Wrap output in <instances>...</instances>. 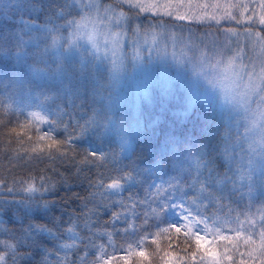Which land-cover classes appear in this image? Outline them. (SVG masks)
<instances>
[{
    "label": "snow or ice",
    "instance_id": "1",
    "mask_svg": "<svg viewBox=\"0 0 264 264\" xmlns=\"http://www.w3.org/2000/svg\"><path fill=\"white\" fill-rule=\"evenodd\" d=\"M161 7L169 6L160 5L154 0H87L86 3L83 0H73L72 3L64 0V3L52 9V17L55 20L64 19L65 24L57 25L50 19L45 28L48 32L57 34L53 36L52 47L60 43L59 34L64 30L68 31L69 49H80L81 41L90 45L94 59L107 61L108 71L113 78L119 77L130 63L143 61L145 55L151 58L154 51L159 53L158 46L162 37L165 40L171 39L172 59L181 64L191 63L198 69L196 75L202 77L221 98L229 115L225 135L219 137L215 146L211 143L193 144L183 151L174 149L171 154L167 150L159 153V165L163 174L157 177L159 183L157 179H151V176L145 178L150 179L151 183L142 200L131 196L127 202L121 199L128 190V185L136 182L132 172L124 170L123 175L110 178V183L100 174L89 185L92 198L83 205V220L80 217H70L69 223L64 227L66 240H62L46 226L28 223L25 227L23 220H19V238L9 229L3 230L12 240L0 241V264H49L48 257H54L56 264H110V259L115 257L104 259L107 254L104 245L96 246L99 255L94 260L88 259L87 251V244H93L94 238L101 239L104 236H107L108 244L115 250L112 233L94 227L95 218L102 211L109 210L108 200L112 201L113 208L119 205V210L111 211L110 215L114 229L119 222L125 233L130 230L135 233V221L139 216L143 217L142 226L156 228L155 232H151L145 227L140 239L135 241V247L129 243L124 249L129 254L147 260L144 241L151 239L152 243H156V239L162 234L172 230L181 233L183 229L185 239L182 243L193 247L191 259H195L196 254L203 249L201 260L210 257L209 264H223L222 258H217L218 255L223 257V254H218L215 245L224 240L232 243V248L240 256L259 253L260 264H264V205L255 212L252 211L253 191H259L264 198V34H252L250 29H245L250 37L244 42L226 37L222 43H208L207 33L204 38L193 39L191 35L185 38L183 34L177 36L175 32L164 29L163 21L149 23L147 26L143 22H137L141 13L158 14L157 10ZM42 9L43 5L38 0H8L7 3L0 0V16H9L7 23L11 25L6 35L0 31V49L9 56L14 53L19 64L27 63L31 52L29 44L36 38L35 34L41 31V26L34 22L32 14ZM164 15L174 14L166 11ZM69 16L72 18L68 19ZM185 18L175 15V19ZM211 19L217 18L213 16ZM48 24L52 27L47 28ZM224 30L235 34L232 28ZM25 36L29 39L25 40ZM128 43L132 47L131 54L127 51ZM178 43L184 45L179 54L176 51ZM167 47L165 43V55L168 54ZM48 51L45 48L40 52L36 56V63H45ZM27 67L30 71H39L33 65ZM59 70L63 71L62 66ZM50 99L57 105L58 114L54 118L29 113L28 117L20 120L10 108L0 111V126L8 129V143L18 146L12 149L16 156L21 160L49 163L58 161L61 164L69 161L75 163L78 160L77 171L107 165L109 158L103 154L89 150L81 153L77 150V142L88 134L99 135L109 130L113 122L108 119L107 113L92 109L91 115L84 118L83 124H73L71 114L59 108V97L53 96ZM10 115L15 118V122L9 120L5 123L4 117ZM64 116L70 117L68 122H65ZM42 124H47L48 127L42 129ZM24 145L27 147H23ZM169 165L174 167V172ZM52 171L53 175L44 174L38 179L23 182L25 186L22 190L27 195L22 201L13 203L22 206L25 215L32 211L47 212L50 205L44 194L55 189L57 180L67 182L61 173L55 169ZM164 176L170 178L164 179ZM238 184L241 188L248 189L249 201L245 205L247 211L243 214V219L239 213L234 214L235 210L231 206L237 203L233 197L239 191ZM2 190L13 192L15 189L0 181V191ZM97 195L100 196L99 201L95 200ZM89 203L93 205L92 208L88 207ZM201 208L216 209L230 218L202 214ZM6 210L5 204L0 203V213ZM233 222L236 225L234 228L225 227ZM162 224H167V227H161ZM82 232L85 234L82 235ZM226 232L232 235H226ZM44 236L58 242L53 246L54 252L41 246V238ZM254 236L257 239H253ZM240 240L244 245L252 246L251 250L247 253L239 252ZM81 251L84 252L83 256H80ZM37 255L41 256L39 261L36 259ZM73 256L78 259H73ZM165 256L168 257L165 264H173L171 253H165ZM148 264H151L150 260ZM240 264H244L243 260Z\"/></svg>",
    "mask_w": 264,
    "mask_h": 264
},
{
    "label": "trees",
    "instance_id": "2",
    "mask_svg": "<svg viewBox=\"0 0 264 264\" xmlns=\"http://www.w3.org/2000/svg\"><path fill=\"white\" fill-rule=\"evenodd\" d=\"M38 2L43 5V9L34 12L32 16L34 22L41 26V31L35 34L36 38L29 44L31 52L27 57V63H17L14 53L9 56L3 49H0V111L10 108L20 120L28 117L29 113L54 118L58 113L57 105L53 104L50 99L53 96L59 97V108L71 114L73 124L77 122L83 124L84 118L91 115L92 109L103 110L107 113L108 119L113 122L109 130L99 135L88 134L77 142V150L81 153L84 150L95 151L108 157L109 162L102 168L94 167L91 170L77 171L78 160L75 163L69 161L65 164L58 161L49 163L21 160L12 151L18 146L8 143L9 138L6 135L8 129L0 126V181L15 189L13 192L0 191V203L7 207L6 211L0 213V241L12 240L11 236L5 234L4 229L16 233V238H19L21 224L18 221L21 219L25 227L28 223L46 226L62 240H66L64 227L69 223L70 217H80L81 221L83 220V205L92 198L89 185L100 174H103L105 181L110 183V178L123 175L124 170L132 172L136 182L128 185V190L124 192L121 199L127 202L128 197L131 196L133 199L142 200L148 191V184L151 183L150 179L145 180V178L151 176V179H157L163 174L159 165V153L167 150L171 154L174 149L183 151L193 144L211 143L215 146L219 137L225 135V129L229 123V115L225 109L204 103L193 106V101H188V91L179 87L180 81L175 82L174 88L168 91L156 87L149 91L148 96L136 99V96L129 93L130 82L124 86L122 83L120 86V82L112 77L108 71L107 61L101 62L94 59L93 54L88 50L75 55L70 54L67 30L59 34L60 43L52 47L53 36L57 34L48 32L45 24L50 19H53L57 25L65 24L64 19L55 20L52 17V9L64 3V0H38ZM68 2L71 3L70 0ZM195 2H197L196 7L201 4L209 6L225 2L228 5L227 12L233 13L236 19H232L235 20L233 23L222 24L221 27L239 30L246 28L264 34V16L261 17L264 15V5L255 7L250 5L251 7L244 9V3L241 4L239 0H195ZM252 14H255L251 20L254 21L253 23H246L242 27L236 22L246 20L242 15L249 17ZM140 16L137 22H143L145 26L156 21H163V26L166 25L169 29H186L185 23L172 17H156L145 13H141ZM71 18V16L68 17V19ZM8 19H10L9 16H0V31H3L5 35L11 28V25L7 23ZM188 25L194 26L195 24ZM51 27V24L47 25V28ZM196 28H200L203 32L214 29L208 24H200ZM180 34L187 38L183 32H176L177 36ZM24 39L28 40L29 37L25 36ZM45 48L49 50L45 57L46 62L36 63V56ZM127 51L130 54V50ZM132 64L130 63L127 68L130 74ZM27 65H33L39 71H30ZM61 66L63 71L59 70ZM69 119V116H64L65 122ZM4 120L5 123L9 120L15 122V118L11 115L4 117ZM40 127L45 129L48 125L42 124ZM22 155H27V153H22ZM113 158L115 163H113ZM150 164H155L153 173L144 174L140 171ZM169 167L173 172L175 171L172 165ZM53 169L61 173L67 182L57 180L55 189L44 194L46 202L50 205L47 212L32 211L25 215L23 207L13 203L22 201L27 195L22 190L25 186L23 182L33 178L38 179L44 174L53 175ZM168 178L170 177L164 176V179ZM159 182L157 179V183ZM237 188L239 191L233 197L237 203L231 206L235 210L234 214L239 213L243 219V214L247 211L245 205L249 201L248 189L247 187L241 188L239 184ZM95 200L99 201L100 196L97 195ZM252 201L253 212L264 205V198L260 196L259 191H253ZM106 202L109 204V210L102 211L95 218L94 227H98L100 231L106 230L112 233L115 250L108 244L107 236L101 239L94 238L93 244H87L85 241L89 260H94L96 255H99L96 246L104 245L107 250L104 259L115 257L110 259V264H148L149 260L151 264H165L168 259L165 253H171L173 264H209L210 257L200 259L203 249L196 254L195 259L190 258L193 247L182 243L185 239L183 230L181 233H175L172 230L170 233L162 234L156 239V243H152L151 239L144 241L143 248L148 254L147 260L135 254H129L124 249L129 243L135 247V241L140 239L145 227L151 232H155L156 228L150 225L142 226L143 217L139 216L135 221L137 228L135 233L131 230L125 233L123 225L119 222L114 229L110 222V215L111 211L119 210V205L113 208L112 201ZM18 207L19 211H17ZM88 207L92 208L93 205L89 203ZM200 212L208 216L220 215L222 218H230L216 209L201 208ZM235 226V222L225 225V227L233 228ZM161 227H167V224H162ZM225 234L232 235L227 232ZM253 239L257 238L254 236ZM41 240L42 247H46L50 252L55 251L53 246L58 243L57 241L50 240L47 236L42 237ZM238 246L241 253H247L252 247L244 245L242 240L239 241ZM215 247L218 254H223V257L219 255L217 257L222 258L223 264H240L241 260L244 264H260L259 253L254 256H240L232 248V243L228 241L221 240ZM83 255L84 252L81 251L80 256ZM226 257H231V259ZM72 258L78 259L76 256ZM36 259L39 261L41 256L37 255ZM52 259L55 260L54 257Z\"/></svg>",
    "mask_w": 264,
    "mask_h": 264
},
{
    "label": "rangeland",
    "instance_id": "3",
    "mask_svg": "<svg viewBox=\"0 0 264 264\" xmlns=\"http://www.w3.org/2000/svg\"><path fill=\"white\" fill-rule=\"evenodd\" d=\"M71 3L73 0H70ZM5 3L8 0H4ZM83 2H87V0H83ZM155 3L160 5H168L169 7L164 8L161 7L157 10L158 14H149L154 15L156 17H172L175 19V15H180L186 17L185 19H175L179 22L185 23V28L182 30L178 29H169L166 25L163 26L169 32L180 31L184 33V35H191L193 39L200 37L204 38L207 33L206 42L211 43L212 41H216L217 43H222L226 37H230L233 41L239 39L240 42H244L246 39L250 37V33L244 30L235 29V34L226 32L224 29L226 27H221L222 24L233 23L235 20H232L231 17H234L233 13H228L227 8L228 5L225 2H220V4H210L209 6H205L204 4L195 6L197 2L195 0H154ZM241 4L244 3V9L248 6H259L264 5V0H239ZM247 5V7H245ZM250 6V7H251ZM172 12L174 15H164L165 12ZM256 14V13H255ZM249 17L246 15H242L246 20H240L238 25L244 27L246 23H253L252 20L253 15ZM215 16L217 19H211V17ZM264 15H261L263 18ZM141 17V16H139ZM259 17V15H257ZM255 19V18H254ZM217 20L219 21L217 23ZM264 20V19H263ZM138 21V20H137ZM237 22V21H236ZM187 24V25H186ZM188 24H195L194 26H190ZM200 24H208V26L213 27L209 32H203L196 27ZM207 27V26H206ZM221 27L220 29H218ZM161 29H158L160 31ZM198 32H200L198 34ZM252 34L258 33L257 31H251ZM254 38V37H252ZM167 43V55L164 52V45ZM186 43V40H185ZM80 44L82 47L80 49L72 48L70 50V54H78L81 51H85L84 48H87L92 54L91 46L86 45L84 41H81ZM127 50H130V54L132 52L131 44L128 43L126 45ZM184 47L183 44L178 43L176 45V51L179 54L180 50ZM159 53L156 51L153 52L151 58L144 56L143 61L139 63L132 64L131 74L126 70L119 76L116 77L118 82H120V86H123L130 82V91L129 93L135 98L145 97L150 94V90H153L156 87H160L164 91H168L171 88H174L175 82L180 81L179 87L183 90L188 91V101H193L192 105L195 106L197 104H206L217 106L219 109H225V106L222 103L221 98L218 93L214 91L202 78L196 75L197 68H194L191 63H177L172 59V41L171 39L165 40L163 37L160 39L159 43ZM58 50V48H56ZM186 50V49H185ZM94 56V55H93ZM126 91V90H125ZM155 168V164H150L145 168H142L140 171L144 174L153 173ZM183 230V229H182ZM137 256V255H136ZM139 257V256H137ZM49 264H56V261L52 259V257H48Z\"/></svg>",
    "mask_w": 264,
    "mask_h": 264
}]
</instances>
